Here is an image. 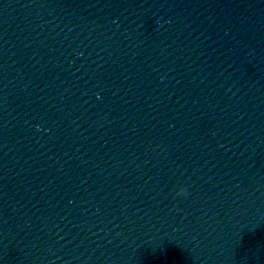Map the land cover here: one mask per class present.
Segmentation results:
<instances>
[{"label": "water", "instance_id": "obj_1", "mask_svg": "<svg viewBox=\"0 0 264 264\" xmlns=\"http://www.w3.org/2000/svg\"><path fill=\"white\" fill-rule=\"evenodd\" d=\"M0 264H264V0H0Z\"/></svg>", "mask_w": 264, "mask_h": 264}, {"label": "clouds", "instance_id": "obj_2", "mask_svg": "<svg viewBox=\"0 0 264 264\" xmlns=\"http://www.w3.org/2000/svg\"><path fill=\"white\" fill-rule=\"evenodd\" d=\"M182 193H183V196H186L188 194L186 189H182Z\"/></svg>", "mask_w": 264, "mask_h": 264}]
</instances>
